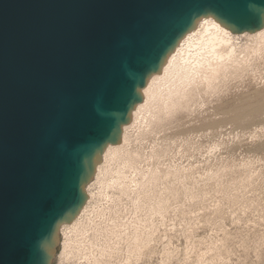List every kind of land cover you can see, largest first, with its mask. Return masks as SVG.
I'll return each instance as SVG.
<instances>
[{
  "label": "water",
  "instance_id": "1",
  "mask_svg": "<svg viewBox=\"0 0 264 264\" xmlns=\"http://www.w3.org/2000/svg\"><path fill=\"white\" fill-rule=\"evenodd\" d=\"M204 17L264 28V0H0V264H52L149 79Z\"/></svg>",
  "mask_w": 264,
  "mask_h": 264
},
{
  "label": "rangeland",
  "instance_id": "2",
  "mask_svg": "<svg viewBox=\"0 0 264 264\" xmlns=\"http://www.w3.org/2000/svg\"><path fill=\"white\" fill-rule=\"evenodd\" d=\"M221 48L155 84L52 264H264V34Z\"/></svg>",
  "mask_w": 264,
  "mask_h": 264
},
{
  "label": "bare ground",
  "instance_id": "3",
  "mask_svg": "<svg viewBox=\"0 0 264 264\" xmlns=\"http://www.w3.org/2000/svg\"><path fill=\"white\" fill-rule=\"evenodd\" d=\"M245 34L263 35L264 34V28L254 32V33L244 32V33L236 34V33L231 32L229 29H227L223 25H221L216 19H214L212 17L202 18L199 21L197 27L195 29H193L192 31H190L189 33H187L186 36L180 41L178 46L175 48V50L170 54V56L168 57V60L166 61L165 65L162 68V71L159 74L153 75L149 79L146 87L143 90L144 100H143V102L138 104L137 107L135 108V110L133 112V118L132 119L135 120L134 117L137 115L139 110H142V109L144 110V108H146V109L150 108V106L153 105L152 102L155 101L157 98V97L155 98L156 91L154 93V90H153V87L155 86L156 83L159 84V82H168V81L172 80V78H175V77L178 79H181V80H187L189 78L190 72L193 70V68H194V70H195V68H198V67L200 68V66L202 64H203L202 66H204V63L208 65V63H206V62L208 60L210 61V59H209L210 57H212V58L213 57H216V58L223 57L221 47L228 45L231 42V40L234 38V36L245 35ZM231 54H232V52H231ZM209 64H210V62H209ZM207 67L209 68V66H207ZM191 74H192V72H191ZM193 75H195V74H193ZM211 76L213 77V75H211ZM177 81L180 82L179 80H177ZM182 82H184V81H182ZM174 87H175V84H174ZM174 91H175V89H174ZM156 102H159V101H156ZM135 118H137V117H135ZM133 120L131 121L130 124L124 126L121 143L115 144V145H109L106 148V150L103 154V162L97 168V171L95 174L96 177L99 174V171L102 168L104 162L106 161L108 155L115 156L117 154L118 150L124 145L125 141L127 140L126 139L127 138V135H126L127 129H128V127H130L133 124V122H134ZM87 192H88V198H90L91 194H90V190H89V185L87 186ZM88 203H89V201H88ZM85 208H86V206L83 207L81 212L78 214V216L74 219V221L72 223L63 225L61 230L64 227H69V226L74 225L78 221V219L81 217V215L84 213Z\"/></svg>",
  "mask_w": 264,
  "mask_h": 264
}]
</instances>
